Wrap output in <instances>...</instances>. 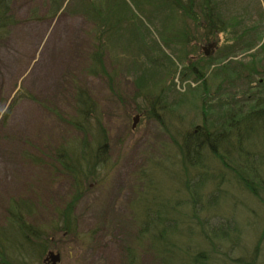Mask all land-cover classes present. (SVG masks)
I'll list each match as a JSON object with an SVG mask.
<instances>
[{"label":"rangeland","instance_id":"1","mask_svg":"<svg viewBox=\"0 0 264 264\" xmlns=\"http://www.w3.org/2000/svg\"><path fill=\"white\" fill-rule=\"evenodd\" d=\"M46 1L13 0L12 13L17 24L0 39V225L6 219L9 202L25 199L34 204L30 223L47 233L48 246L42 259L52 251L60 256L58 264H125L126 248L135 249L134 214L138 208L140 220L145 217L142 208L150 205L156 209L165 203L173 206V200L181 205L180 215L189 212L183 204L190 201V196L182 191V184H176L174 175L178 171L184 174L175 157L184 133L193 131L194 126L202 125L205 120L209 121L207 128L222 113L224 104L231 108L241 105L243 112L250 110L258 96L256 90L264 89V55L260 50L264 44V0H211L209 6L216 10V16L234 26L231 31L217 33L205 42L198 40V37H207L199 34V29L193 36L200 17H189L174 7H163V0H118L140 23L137 26L142 53L139 50L140 59L134 65L143 67V73L148 70L146 73L155 85L150 92L151 99L161 102L163 107L170 105L171 112L162 121L149 116L145 110L138 113V105L143 103L136 106L132 100L140 72L137 70L135 75L123 69L121 57L122 50L128 49L126 44L131 42V29L115 38L116 45L112 40L109 42L112 54L104 63L108 73L119 70L116 81L110 83L104 76L91 77L83 71L88 62V32L92 27L82 16L85 0H60L63 7L53 19L47 17ZM92 1L99 8L104 7L103 3L115 2ZM115 8H105L106 15ZM248 27L253 33H248ZM185 29L189 35L183 44L194 58L192 61L182 56L177 58L181 46L171 42L174 34ZM257 37L260 39L255 47L241 50L246 46V39ZM207 43L215 44L208 58L201 51ZM154 44L177 65L176 71L170 67L165 69L169 62L162 68L149 64L151 58L160 57L159 52L151 50ZM257 52L263 56L257 61L252 76L243 74L239 80L222 82L223 74L218 73L221 66L233 70L242 59L248 65L251 60L247 56ZM200 56L211 58L208 63L202 62L208 68L203 79L197 80L189 67L182 73L189 63L193 65L201 59ZM204 80L211 86L206 96L200 92ZM73 82L100 103L103 126L108 134L106 165L98 176L85 182L78 181L73 174H65L55 155L65 141L82 137L67 124L65 117L73 106ZM201 97L207 103L199 101ZM221 129L224 127H216L218 131ZM204 161L212 182L204 187L203 197L214 195L217 199L215 210L209 213L210 220L228 222L241 235L237 245L233 244L231 235L229 244L212 243L213 247L203 243L202 237L207 238L206 234L195 231L196 235L188 242L189 251L194 253L190 255L194 257L206 251L211 255V262L207 264H242V260L246 264H264V204L226 181L220 164L211 156L207 155ZM221 175L225 181L218 180ZM148 182L151 185L147 187ZM217 184L219 190H215ZM73 203L70 214L73 229L63 233L53 228L57 213L65 212ZM152 249L146 242L141 243L136 248L137 264H159Z\"/></svg>","mask_w":264,"mask_h":264},{"label":"trees","instance_id":"2","mask_svg":"<svg viewBox=\"0 0 264 264\" xmlns=\"http://www.w3.org/2000/svg\"><path fill=\"white\" fill-rule=\"evenodd\" d=\"M209 2L211 0H163L162 6L182 10L188 13L189 17L191 15L200 17L196 20L193 36L198 33L199 29V34L207 37H198V40L205 42L210 39V36L212 38L217 33L225 34V32L231 31L234 26V23H227L224 19H219L220 15L216 16V10L209 6ZM12 3L13 0H0V39L6 36L12 26L17 24V20L12 13ZM122 4L124 3L121 2ZM121 5L118 0H115L113 5L103 3V8H99V4L92 0H85L82 5V16L88 23L92 24L88 32L90 40L88 62L83 71L91 77H107L110 83H114L120 72L118 69V71L113 69L108 73L104 63L105 58H109L112 54L109 53V42L112 40L113 44L116 45L115 38L121 37L122 33H127L128 29H131V42L126 44L128 49L126 51L122 50L124 54L121 57L123 58V69L135 75L137 70L140 72L137 81H135L136 93L132 100L136 106L140 102L143 103V105H138V113L145 110L149 116L157 121H162L164 115L170 114V105L163 107L161 102H155L156 99H151L150 92L153 91L155 85H152L150 76L146 73L148 70L145 69L143 73V67L139 69L134 65L140 59V53H142V48H139L141 34H139V27L137 26L140 23H138L139 21L134 13H131V10H126ZM45 6L48 8L47 17L53 19L61 11L63 4L60 0H48ZM109 7L116 8L112 13L106 15L104 9ZM34 18L39 19L35 16ZM247 30L248 33H253L250 27ZM187 35L189 33L185 29L174 34L171 42L181 46L180 56L178 55L177 58L182 56L192 61L194 58L190 57L188 51H185L183 44V40ZM259 39L260 37L246 39V46L241 50L252 49ZM160 40L165 41L162 38ZM151 50L159 52L160 57L151 58L149 64L162 68L169 62L170 65H166L165 69L167 70L170 67V69L175 68L176 71L177 65L163 55L155 44L151 46ZM260 50L264 55V44ZM262 56L258 52L249 55L247 58L251 61L248 65L243 64L244 60L242 59L240 63L235 65L236 67L233 70L228 66H221L218 73L220 76H222V73V77L225 78H222V82L239 80V77H242L243 74L252 76L251 72L255 69L257 61L262 60ZM132 57L133 59H130ZM200 58L193 65L189 63L182 70V73L189 67L191 68L189 69L191 74L197 80L203 79L206 70H208L203 63H208L211 58L203 59L202 56ZM120 59L117 61H120ZM215 62L217 60H214ZM118 64L120 65L121 62H118ZM73 85V106L71 112L65 117L67 124L79 132L82 137L65 141L56 150L55 155L60 169L65 174L71 176L73 174L78 181L85 182L93 178L94 175L98 176L106 165L108 134L103 126V112L100 103L84 87L74 82ZM200 86L202 87L200 92L203 95L209 94L211 86L205 80ZM255 94L258 96L256 95L257 98L253 99L254 106L250 110L243 112L241 105L236 107L234 105L231 108L229 105L224 104L222 113L215 119L216 122L213 123L212 121L215 120H212L206 128L205 126L209 121L205 120L202 125L194 126L193 131L188 130L184 133L185 135L181 138L182 144L177 149V155L175 156L177 165L181 167L184 174L178 171L174 175L176 184H182V191L190 196V201L183 204L188 207L189 212L185 216L180 215L178 208L181 205L173 200V206L165 203V205L162 206L161 204L156 209L150 205L144 209L142 208L141 212L145 217L140 220L138 208V212L134 214L136 217L135 223L137 224L135 249L126 248L125 264H137L138 251L136 248L143 242L154 249H152V252L158 257L159 264L210 263L211 255L206 251H201L194 257L190 255L194 253L189 251L188 242L196 235L195 231H198L197 234H206L207 238L202 237L203 243L207 242L213 247L212 243L229 244L231 235L235 240L233 244L237 245L241 235L237 228L234 229L232 224L228 222L222 223L217 220V223H212V220H210L212 217L209 213L215 210L217 199L214 195H209L207 198L203 197L204 187L212 182V178L209 180L208 169L204 160L209 155L220 164L222 175L225 174L227 180L223 179L222 175L218 180L230 182L237 190L264 204L262 197L264 196V89L258 88ZM199 101L203 104L207 103L204 97H201ZM226 106L229 107L226 108ZM10 108L11 106L4 115V121ZM216 125L224 127V129L218 131ZM170 163L172 162L170 161ZM200 169L205 171V174L201 173ZM191 174L195 177H192ZM150 185L151 182H148L146 186ZM215 190H219L218 184ZM78 197L73 201L75 202ZM203 200H206L205 205H203ZM73 206L74 203L69 205L65 212L61 210L57 213L58 219L53 223V228L60 229L63 233L70 232L73 229L74 224L70 217L74 210ZM164 210L166 211L164 212ZM167 210H170L168 211L169 215ZM33 212V202L25 199H14L9 202L5 215L6 219L0 225V264H42L41 260L48 246L47 233L42 227H36L30 223L29 217L33 215ZM205 212L207 214H204ZM203 214L204 218H201ZM62 215H64V218H60ZM61 219L64 221L61 222ZM193 222L194 227H192ZM240 263L246 264L243 260Z\"/></svg>","mask_w":264,"mask_h":264},{"label":"water","instance_id":"3","mask_svg":"<svg viewBox=\"0 0 264 264\" xmlns=\"http://www.w3.org/2000/svg\"><path fill=\"white\" fill-rule=\"evenodd\" d=\"M214 47H215V44L211 43V44H207L206 46H203L201 48V50H202V52L204 53V55L206 57H209L210 54L212 53ZM136 121H137V116L133 119L132 128L135 126ZM45 259H46V261L50 260L51 264H57L59 262V260H60L59 259V255L58 254H54L53 252H49L48 256Z\"/></svg>","mask_w":264,"mask_h":264}]
</instances>
